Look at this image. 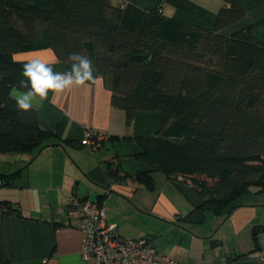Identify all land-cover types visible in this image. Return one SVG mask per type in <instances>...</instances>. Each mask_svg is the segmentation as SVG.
I'll use <instances>...</instances> for the list:
<instances>
[{
    "label": "trees",
    "instance_id": "16d2710c",
    "mask_svg": "<svg viewBox=\"0 0 264 264\" xmlns=\"http://www.w3.org/2000/svg\"><path fill=\"white\" fill-rule=\"evenodd\" d=\"M223 1L208 29L163 15L159 6L0 0V152L32 151L52 135L40 127L36 108L21 112L10 96L26 63L14 54L50 48L71 64L69 54L83 52L108 85L110 104L124 111L126 126L137 111L159 113L153 135L134 136L137 157L148 166L137 178L148 190L155 170L191 183L201 202L181 219L221 215L250 187L263 192L264 44L251 26L221 31L245 16L241 0ZM16 174L0 172V185L12 186ZM2 213L19 209L1 200ZM0 264H12L1 239Z\"/></svg>",
    "mask_w": 264,
    "mask_h": 264
},
{
    "label": "crops",
    "instance_id": "0c3cea01",
    "mask_svg": "<svg viewBox=\"0 0 264 264\" xmlns=\"http://www.w3.org/2000/svg\"><path fill=\"white\" fill-rule=\"evenodd\" d=\"M124 1L144 10L159 6L163 15L208 29L213 28L218 9L227 5L223 0ZM241 1L245 16L221 31L251 26L254 38L264 44V0ZM14 58L26 62L38 58L60 72L71 67L50 48L19 51ZM94 74L95 85L58 96L49 93L42 105L33 106L40 127L52 132L40 148L0 152V172L17 173L12 186L0 185V201L8 200L19 209V214H0L1 244L12 264H91L80 255L75 211L85 199L105 205L110 201L108 217L123 236L138 237L141 230L123 223L118 207L122 202L156 217L158 226L148 238L173 261L162 264H259V254L264 253V214L259 215L258 207L264 203L241 204L244 210L226 217L206 211L200 221L181 219L201 202L191 183L173 181L155 170V187L148 190L137 178L148 166L137 157L140 147L134 136L153 135L159 113L137 111L126 126L124 111L110 104L108 85ZM86 131L104 136L100 147L90 150L80 144Z\"/></svg>",
    "mask_w": 264,
    "mask_h": 264
},
{
    "label": "built area",
    "instance_id": "2783aa9c",
    "mask_svg": "<svg viewBox=\"0 0 264 264\" xmlns=\"http://www.w3.org/2000/svg\"><path fill=\"white\" fill-rule=\"evenodd\" d=\"M121 5L126 1L121 0ZM158 10H161L158 7ZM104 136L86 131L81 145L87 149L100 147ZM104 202L82 200L75 211L79 215L81 234L80 255L91 264H162L173 262L161 254L146 236H123L117 224L108 217ZM259 264H264V253L259 254Z\"/></svg>",
    "mask_w": 264,
    "mask_h": 264
},
{
    "label": "clouds",
    "instance_id": "9594fccd",
    "mask_svg": "<svg viewBox=\"0 0 264 264\" xmlns=\"http://www.w3.org/2000/svg\"><path fill=\"white\" fill-rule=\"evenodd\" d=\"M68 61L70 70L63 72L54 70L53 66L38 58L24 63L21 72L24 79L10 93L17 109L28 112L34 105H42L48 100L49 93L58 96L73 88L91 87L97 83L96 68L86 53H70Z\"/></svg>",
    "mask_w": 264,
    "mask_h": 264
},
{
    "label": "rangeland",
    "instance_id": "374dc122",
    "mask_svg": "<svg viewBox=\"0 0 264 264\" xmlns=\"http://www.w3.org/2000/svg\"><path fill=\"white\" fill-rule=\"evenodd\" d=\"M26 155L27 153H24V156ZM222 192L225 193L226 191L221 190L219 194H223ZM127 202L128 201L126 200L122 202V204L118 205L121 211V214H122L121 217H122L123 223H126L127 225L131 227L141 230V234L139 235L148 237L149 234H152V230L158 226L156 223H158L159 221L157 220L156 217L149 214V212L141 210ZM251 202L255 204L264 203V191L260 192V191H257L256 187H250V190L246 194H243L242 196L235 199L234 205H236V207L234 206L233 208H229L228 210L226 209L224 213L221 215L226 217L228 214L232 213L236 209H237V212L235 214H239V212L244 210L239 205L244 204V203H251ZM106 205L112 209V204H110V201ZM258 210L260 211L259 215L262 216L264 214V207H258ZM207 214L210 215L214 213L212 211H208Z\"/></svg>",
    "mask_w": 264,
    "mask_h": 264
}]
</instances>
